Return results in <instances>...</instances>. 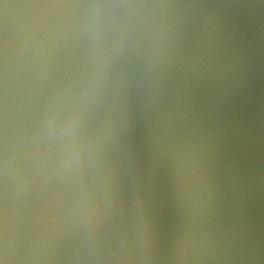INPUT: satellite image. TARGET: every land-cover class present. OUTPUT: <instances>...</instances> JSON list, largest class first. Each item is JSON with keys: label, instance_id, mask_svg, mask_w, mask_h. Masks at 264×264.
<instances>
[{"label": "water", "instance_id": "95a60500", "mask_svg": "<svg viewBox=\"0 0 264 264\" xmlns=\"http://www.w3.org/2000/svg\"><path fill=\"white\" fill-rule=\"evenodd\" d=\"M0 264H264V0H0Z\"/></svg>", "mask_w": 264, "mask_h": 264}]
</instances>
